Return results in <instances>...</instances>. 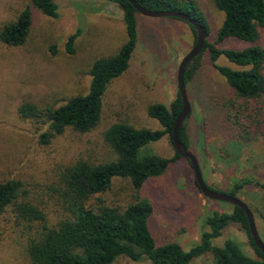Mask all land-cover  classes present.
I'll return each mask as SVG.
<instances>
[{"label": "rangeland", "instance_id": "rangeland-1", "mask_svg": "<svg viewBox=\"0 0 264 264\" xmlns=\"http://www.w3.org/2000/svg\"><path fill=\"white\" fill-rule=\"evenodd\" d=\"M195 13L208 20L207 41L219 48L242 49L248 42L227 38L216 43L225 13L214 0H184ZM58 16L46 15L33 0H0V31L17 20L29 7L32 24L26 41L11 46L0 41V181L20 180L27 201L42 210L54 225L64 217V172L78 161L102 163L114 160L116 153L105 139L114 123L161 129L149 115V105H170L176 98L178 69L184 56L196 43L188 22L175 17L138 15V41L128 69L114 79L104 94L99 123L87 132L67 128L64 133L44 136L50 122L26 117L20 111L35 104L40 108L59 107L70 98L86 94L91 84L93 63L115 55L127 40L124 11L111 0H56ZM77 34L68 52L67 43ZM264 43V37L262 38ZM217 63L235 69L243 67L221 55ZM191 117L189 149L197 156L211 188L235 191V196L252 209L264 241V98L258 103L241 101L228 80L213 65L206 48L196 76L187 84ZM237 112L241 128L235 121ZM232 118V119H231ZM261 120V122L259 121ZM263 122V123H262ZM143 152L173 157L176 149L169 137L146 145ZM135 190L129 178L117 177L110 189L100 194L108 204L125 207ZM140 196L153 203L150 219L156 245L179 242L190 250L209 227L214 212H232L235 204L207 198L195 184L188 158L169 165L158 177L144 184ZM41 221L23 215L17 207L0 214V264H31L27 245L41 233ZM232 238L244 251L260 258L240 224H229L213 243L222 246ZM113 264H152L122 256ZM190 264H213L206 253Z\"/></svg>", "mask_w": 264, "mask_h": 264}, {"label": "trees", "instance_id": "trees-1", "mask_svg": "<svg viewBox=\"0 0 264 264\" xmlns=\"http://www.w3.org/2000/svg\"><path fill=\"white\" fill-rule=\"evenodd\" d=\"M111 1L120 4L124 11L127 40L117 54L99 58L93 63L89 91L73 96L59 107L40 108L30 104V107H23L20 111L23 116L44 118L50 122V131L44 136L64 133L67 128L80 132L95 128L101 118L103 97L108 85L130 65L138 41L140 13L128 0ZM137 1L148 9H172L189 13L205 28V46L186 67V85L196 76L202 65L203 52L209 48L214 67L226 77L237 98L248 105L251 102H261L264 98V0H214L216 7L225 13L215 42L222 43L227 38H237L249 44L242 49L219 48L207 41L210 32L208 20L195 13V7H190L184 0ZM33 2L46 15L58 16L59 6L56 0ZM31 24L32 12L26 7L17 20L2 28L0 41L11 46L23 44ZM189 25L197 41V30L194 25ZM77 34H72L68 39L67 49L70 53L74 51L72 44ZM221 55L243 68L235 69L218 64L217 60ZM182 108L183 99L178 90L170 105L162 102L149 105V115L161 123V129L136 127L123 122L111 125L105 132V139L112 146L116 158L102 163L78 161L67 168L64 172V217L54 225L48 223L42 210L20 200L26 195L20 180L0 181V214L12 206L17 207L23 215L41 221V233L27 245L31 264H113L122 256L135 261L149 259L152 264H190L206 253L213 255V264H264V253L251 234L247 214L237 205L232 212H214L208 216L206 224L209 229L202 232L200 241L190 250H185L179 242L156 245L150 226L154 206L150 200L142 198L140 192L148 179L162 175L171 163L185 157L177 150L173 157H163L142 150L151 142L166 136L175 148L173 127ZM190 117L191 113L179 132L180 140L188 148L191 143L188 128ZM234 118V123L239 127L247 126L246 118L242 123L237 112ZM188 161L191 163L189 159ZM117 177L129 178L136 191L133 200L125 207L108 204L100 197V194L110 189ZM195 184L200 190L196 178ZM256 184L264 188V183ZM235 193L228 192L234 196ZM232 223L240 224L260 258L248 255L241 243L232 238L226 239L222 246L213 243V239L220 237L223 230Z\"/></svg>", "mask_w": 264, "mask_h": 264}, {"label": "water", "instance_id": "water-1", "mask_svg": "<svg viewBox=\"0 0 264 264\" xmlns=\"http://www.w3.org/2000/svg\"><path fill=\"white\" fill-rule=\"evenodd\" d=\"M130 1L136 10L145 16H151V17H175V18H180L192 25L197 30V41L193 48L184 56L182 59L179 69H178V87L180 94L183 99V108L178 114L174 127H173V143L175 145V148L177 152L185 158H188L191 161L195 178L197 180V183L199 185L200 191L204 196L210 199H215V200H222V201H227L230 203H233L239 207H241L247 214L248 220H249V227L251 234L255 240L256 245L262 250L264 253V241L262 240L257 225L254 217V213L250 206L244 202L243 200L239 199L238 197L228 194V193H223L220 191H216L212 188H210L203 176L202 169L200 166V162L197 158V156L188 148L186 145L180 140L179 137V132L181 129L182 124L184 121L189 117L191 113V103L189 101V96H188V91H187V85L185 82V70L188 65V63L195 58L203 49L205 46V41H206V30L201 25L195 18H193L189 13L179 11V10H153V9H148L145 6L141 5L137 0H128Z\"/></svg>", "mask_w": 264, "mask_h": 264}, {"label": "crops", "instance_id": "crops-1", "mask_svg": "<svg viewBox=\"0 0 264 264\" xmlns=\"http://www.w3.org/2000/svg\"><path fill=\"white\" fill-rule=\"evenodd\" d=\"M138 28H139V18H138Z\"/></svg>", "mask_w": 264, "mask_h": 264}]
</instances>
